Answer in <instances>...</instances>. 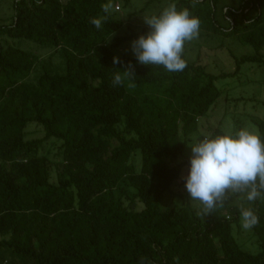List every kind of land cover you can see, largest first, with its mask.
<instances>
[{"label":"trees","instance_id":"16d2710c","mask_svg":"<svg viewBox=\"0 0 264 264\" xmlns=\"http://www.w3.org/2000/svg\"><path fill=\"white\" fill-rule=\"evenodd\" d=\"M105 3L13 0L0 25V264H264V199L246 205L259 220L242 237L235 195L198 214L182 180L185 143L220 97L216 80L264 67V0H171L199 19L197 40L252 48L220 75L185 45L181 72L139 64L120 49L146 31L117 36L119 8L99 29L89 23ZM123 69L133 87L113 85ZM257 127L264 141V121Z\"/></svg>","mask_w":264,"mask_h":264},{"label":"clouds","instance_id":"9594fccd","mask_svg":"<svg viewBox=\"0 0 264 264\" xmlns=\"http://www.w3.org/2000/svg\"><path fill=\"white\" fill-rule=\"evenodd\" d=\"M104 16L92 17L89 23L99 29L111 12V4L101 5ZM148 26L146 34L130 41L135 60L142 65L161 66L167 72H181L186 67L184 45L198 37L199 19L187 8L177 9L169 3L158 14L142 16ZM118 62L113 57V64ZM113 75V85L130 82L129 70ZM190 156L182 176L187 199L198 202L200 212L208 215L221 207L229 195H235L239 224L242 230L257 225L259 217L251 205L264 199V141L248 128L233 130L226 126L215 135H199L188 143Z\"/></svg>","mask_w":264,"mask_h":264},{"label":"rangeland","instance_id":"374dc122","mask_svg":"<svg viewBox=\"0 0 264 264\" xmlns=\"http://www.w3.org/2000/svg\"><path fill=\"white\" fill-rule=\"evenodd\" d=\"M12 2L13 0H0V25L8 21ZM108 3L111 4L110 13H114L116 6L119 7L116 12L121 16L124 25L117 36H124L131 31L140 33L145 30L147 33L149 28L144 24L142 16L158 14L171 3V0H154L147 6L145 0H130L127 5L124 0H108ZM221 4L235 5L236 0H222ZM210 36L197 40L201 37L198 36L185 43L189 60L198 58L209 74L233 73L236 67L234 57L253 52L251 47L236 43L235 40L227 39L222 44L218 38ZM9 43L42 56L47 53L46 49L27 40H9ZM129 44L130 42L125 43L120 52L133 56ZM215 85L221 91L220 97L211 107L208 115L199 119L197 131L191 136L192 139L199 135H210L216 128L222 130L228 125H231L233 130L248 128L258 134L257 124L264 121V67L244 64L236 75L219 78ZM32 126L34 125L30 124L27 129ZM31 137L42 138L43 134L38 131ZM186 152L190 156L189 147ZM179 203L180 199H174L172 206H178ZM191 203L194 207L200 208L198 202L191 201ZM246 232L247 230H243L240 236L245 237ZM242 249L250 253L257 251L253 242L246 243Z\"/></svg>","mask_w":264,"mask_h":264},{"label":"built area","instance_id":"2783aa9c","mask_svg":"<svg viewBox=\"0 0 264 264\" xmlns=\"http://www.w3.org/2000/svg\"><path fill=\"white\" fill-rule=\"evenodd\" d=\"M119 7L118 6H116V8L115 9H118Z\"/></svg>","mask_w":264,"mask_h":264}]
</instances>
